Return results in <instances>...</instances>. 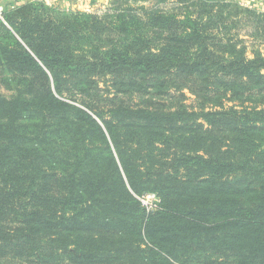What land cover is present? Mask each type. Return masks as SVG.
<instances>
[{"label":"trees","instance_id":"16d2710c","mask_svg":"<svg viewBox=\"0 0 264 264\" xmlns=\"http://www.w3.org/2000/svg\"><path fill=\"white\" fill-rule=\"evenodd\" d=\"M137 1L2 12L0 264H264V13Z\"/></svg>","mask_w":264,"mask_h":264},{"label":"rangeland","instance_id":"374dc122","mask_svg":"<svg viewBox=\"0 0 264 264\" xmlns=\"http://www.w3.org/2000/svg\"><path fill=\"white\" fill-rule=\"evenodd\" d=\"M241 6L242 8L250 9L258 14L264 13V0H228ZM28 2H43L49 6L56 7L57 9L72 13V12H88L96 14H104L108 11L111 0H0V16L6 9H13ZM156 0H139L134 5L152 7ZM185 1L183 0H168L167 3L161 6L166 9H175L179 12H185ZM245 14V13H241ZM263 30V29H262ZM233 32L239 33V38L243 40V44L247 47V54L253 56L255 52H260L264 55V32L259 37L252 36L249 31L246 30V26H240L239 28H233ZM264 31V30H263ZM191 103L193 96L188 94ZM229 105H233L234 102H229ZM153 192H148L144 196L140 197L141 202L150 210H155L160 205V197H151Z\"/></svg>","mask_w":264,"mask_h":264},{"label":"built area","instance_id":"2783aa9c","mask_svg":"<svg viewBox=\"0 0 264 264\" xmlns=\"http://www.w3.org/2000/svg\"><path fill=\"white\" fill-rule=\"evenodd\" d=\"M152 196L151 197H156V195L155 194H151Z\"/></svg>","mask_w":264,"mask_h":264}]
</instances>
